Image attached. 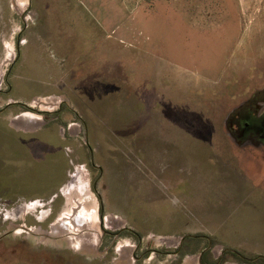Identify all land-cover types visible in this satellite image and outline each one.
<instances>
[{
  "label": "rangeland",
  "instance_id": "rangeland-1",
  "mask_svg": "<svg viewBox=\"0 0 264 264\" xmlns=\"http://www.w3.org/2000/svg\"><path fill=\"white\" fill-rule=\"evenodd\" d=\"M5 3L0 108L17 76L46 94L0 112V264H198L208 238L209 263L262 264L261 152L258 170L222 149L229 114L264 100V0Z\"/></svg>",
  "mask_w": 264,
  "mask_h": 264
},
{
  "label": "flooded vegetation",
  "instance_id": "flooded-vegetation-1",
  "mask_svg": "<svg viewBox=\"0 0 264 264\" xmlns=\"http://www.w3.org/2000/svg\"><path fill=\"white\" fill-rule=\"evenodd\" d=\"M10 69H8V73H11ZM8 77H9V74L6 76V81H7ZM10 88H11V85L9 83L8 89L6 91L7 93H10ZM0 95H1V92H0ZM256 103L254 104L251 101V99L247 100V101H243L240 104V106L237 107V109L235 108L229 114V117L226 119V122H225L226 132L224 133V135H225L224 139L227 141V146H228V142L234 146L233 147H229V146L225 147L224 151H225V154L228 155L229 160L232 159L233 161H235L234 165L239 164L243 167H249V166L255 165L258 167V170H261V163H259L258 161L252 160V155H253L252 151L254 149L252 150V148L250 147V146H253V147H255V149H257L256 151L261 152L260 155L262 157V160L264 161V152L262 151V149H264V100L256 101ZM17 104L28 106L25 104V102L6 101L5 104L3 105V107L0 108V112L4 111L6 108L15 106ZM59 110L60 109H58V111ZM23 133H25V132H23ZM51 133L52 132H48V134H50V136H51L50 138L55 139ZM48 134H47V136H49ZM28 136L29 135H25L24 138L28 137ZM48 143H50V142H48ZM60 144H61V141H60ZM43 145H45V141L43 142ZM61 145H64V144H61ZM47 151L49 152V150H46L44 148L43 153H47ZM89 153H90V159H91L90 161H92L91 157H92L93 153H92L91 148H89ZM244 156H247L246 157L247 159L245 162H244ZM224 161H227V156H226V160H224ZM247 181L250 182L249 180H247ZM129 228L130 227H125L123 225L121 227H118L117 230L115 229V231L104 230L103 234L113 236V235L119 234L121 232L127 231V229H129ZM134 234H137V233L134 232ZM190 235L191 234H182L180 237L178 246L170 252L178 254L179 251H181V248L183 247V245H185V244H183V242ZM191 236L207 237V235L205 233L191 235ZM209 240L210 239L208 238L207 245L205 247L201 248L198 252V255H197V263L198 264H219L223 258L224 253L226 252V249H221L219 255L215 256L214 260H212L210 263H209V261L207 262V260L205 258V254L207 253L208 250H210L209 249L210 248V241ZM187 247H189V246H187ZM134 257H135V260L137 261L138 256H137L135 250L131 254V258H134ZM262 264H264V258H263Z\"/></svg>",
  "mask_w": 264,
  "mask_h": 264
},
{
  "label": "crops",
  "instance_id": "crops-1",
  "mask_svg": "<svg viewBox=\"0 0 264 264\" xmlns=\"http://www.w3.org/2000/svg\"><path fill=\"white\" fill-rule=\"evenodd\" d=\"M31 1L32 0H29V2H31ZM10 15H11V9L6 5L5 0H0V33H1V36L4 34V28L7 25V21L9 19ZM4 21H6V22L4 23ZM42 33L41 34L37 33L38 34L37 36L40 37L42 35ZM53 40L55 42H58V41H56L57 40L56 38H54ZM32 52L35 53L36 51H32ZM42 54H45V51H43ZM37 57H38L37 55L36 56H32L31 59L35 60ZM15 64H14V66H15ZM42 71H43V68H41L40 66L36 65L35 62L27 63V71L26 72L30 74V75H27V76L33 77L35 74L41 75L42 73L46 76V74L49 73L50 68H49V71L48 70H45L44 72H42ZM28 80L29 79H22V78L17 76L16 80H14L12 82L10 81L11 88H10V95L8 97L12 98L13 100L8 99V101H20V102H23V101H25V99H28L29 96L33 97L35 95H44V94H46L45 87H44L45 81H43V82L42 81H38L37 82V81H35V79L32 80V81H28ZM13 82L14 83L16 82L17 84L13 85ZM20 92H24L27 95H24V94L23 95H19L18 93H20ZM54 138H56V137L54 136ZM56 151H57V149H56ZM222 151H224V148L222 149ZM30 153H32V155H33L32 157L33 158H36V156H39L40 159H41V162L42 161L46 162L51 167V164L54 161L55 155H57L59 153V151L55 152V153H51V151H49L47 153H42V154H35L32 151H30ZM224 155H225V151H224ZM222 161H224V159ZM35 165H37V164H35ZM50 167H47V170H49L48 172H50V169H51ZM39 171H40V169H39ZM56 172L58 173V171H56ZM46 179H49V178H46Z\"/></svg>",
  "mask_w": 264,
  "mask_h": 264
},
{
  "label": "bare ground",
  "instance_id": "bare-ground-1",
  "mask_svg": "<svg viewBox=\"0 0 264 264\" xmlns=\"http://www.w3.org/2000/svg\"><path fill=\"white\" fill-rule=\"evenodd\" d=\"M26 122V121H25ZM71 214H74V212L73 213H71ZM79 214V213H78ZM81 217V216H80ZM72 220V219H71ZM70 220V221H71ZM59 223H64V217L62 218V219H60L59 221H58ZM66 233L68 234V232H65V233H63V235L64 236H66ZM50 233H48V234H46L48 237H53V235L52 234H50ZM69 236H71V235H69ZM73 241V240H72Z\"/></svg>",
  "mask_w": 264,
  "mask_h": 264
},
{
  "label": "water",
  "instance_id": "water-1",
  "mask_svg": "<svg viewBox=\"0 0 264 264\" xmlns=\"http://www.w3.org/2000/svg\"><path fill=\"white\" fill-rule=\"evenodd\" d=\"M99 223H100V226H101V219H102V216L101 215H99ZM46 234H48V233H46Z\"/></svg>",
  "mask_w": 264,
  "mask_h": 264
}]
</instances>
